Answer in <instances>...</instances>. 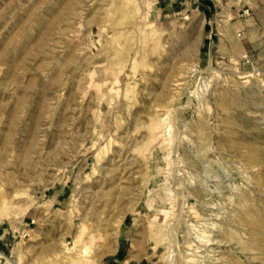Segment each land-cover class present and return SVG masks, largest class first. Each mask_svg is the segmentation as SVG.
<instances>
[{"label":"rangeland","instance_id":"374dc122","mask_svg":"<svg viewBox=\"0 0 264 264\" xmlns=\"http://www.w3.org/2000/svg\"><path fill=\"white\" fill-rule=\"evenodd\" d=\"M0 264H264V0H0Z\"/></svg>","mask_w":264,"mask_h":264}]
</instances>
